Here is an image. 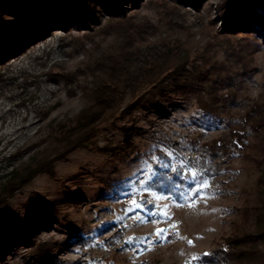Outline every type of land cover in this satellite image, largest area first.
Returning <instances> with one entry per match:
<instances>
[{
  "label": "rangeland",
  "instance_id": "1",
  "mask_svg": "<svg viewBox=\"0 0 264 264\" xmlns=\"http://www.w3.org/2000/svg\"><path fill=\"white\" fill-rule=\"evenodd\" d=\"M173 1L181 8L182 19L177 21L187 24L192 44L206 50L207 66L219 68L227 56L222 42L213 36L222 28L216 8L220 0ZM123 2L129 12L159 24L161 0ZM105 18L99 16L100 25L106 23ZM52 19L56 24L40 39L0 66V180L33 150L46 145L52 120L73 119L86 105L78 81L81 69L93 42L111 41L94 21L87 28L77 21L62 23L56 14ZM92 29L98 31L92 34ZM255 36L264 44V33L258 31ZM250 37L248 42L253 39ZM251 58L253 69L242 77V93L257 98L264 92V49L252 51ZM217 73L219 81L212 83L217 80L221 91L228 82H235L223 78L220 70ZM215 122L196 108L193 98L172 96L156 106L136 109L114 125L104 126L99 141L100 146L109 142L117 146L131 140L138 150L133 159L78 149L67 160L55 163L53 176L38 174L15 192L0 206V216L23 218L32 225L52 223L50 232L42 231L45 237L56 232L60 238L63 233L54 230L56 224L67 226L64 229L78 238L57 254L55 264H105L114 255L120 264H222L201 258L235 234L240 207L250 198L256 182L252 162L236 157L226 163L217 157L211 174L203 177L207 187L201 189L200 196L181 199L188 193L187 182L178 184L176 180L174 193H166L164 188L174 179L170 171L176 164L188 181L190 173L201 178L198 151L190 139L202 132L199 140L204 142L223 133L224 125ZM161 229L164 231L158 235Z\"/></svg>",
  "mask_w": 264,
  "mask_h": 264
},
{
  "label": "trees",
  "instance_id": "2",
  "mask_svg": "<svg viewBox=\"0 0 264 264\" xmlns=\"http://www.w3.org/2000/svg\"><path fill=\"white\" fill-rule=\"evenodd\" d=\"M123 1L0 0V66L25 51L55 25L54 14L62 23L77 21L87 28L94 21L99 32L111 36L109 42H93L81 69L82 79L78 81L88 100L86 105L73 119L52 120L46 145L33 150L26 161L12 166L1 177L0 206L38 174L53 176L55 163L67 160L78 149L133 159L138 150L129 139L117 146L110 142L100 146L102 128L114 125L136 109L156 106L172 96L193 98L202 114L225 128L208 141L200 142L202 132L190 139L198 151L199 176L211 174L217 157L226 163L236 157L246 158L257 173L254 190L240 207L241 219L235 224V234L224 238L211 252L213 255L202 256L201 260L264 264V92L257 98L242 93L245 90L242 77L253 69L249 63L252 51L264 49L255 36L258 31L264 33V0H220L216 5L222 28L213 36L222 42L227 54L219 68L207 66L206 50L192 44L187 24L177 21L182 12L175 1L161 0L163 12L158 25L146 16L129 12ZM101 14L106 16L103 25H100ZM98 30L92 29L90 33ZM180 33L186 37L182 38ZM250 36L253 39L248 42ZM198 58L202 62L198 63ZM218 70L224 73L223 78L235 81L228 82L223 91L216 85ZM214 79L217 80L212 83ZM48 112L49 108L45 109L44 117ZM160 155L165 156L162 152ZM176 167L181 169L178 164ZM170 172L174 175L173 170ZM175 184V179L168 181L164 187L166 193H174ZM52 225H32L23 218L0 216V264H55L57 254L78 237L66 231L64 227H68L62 224L54 228L63 233L60 238L55 236L56 232L43 236L42 231L50 232ZM133 237L141 239V236ZM104 263L120 264L116 255Z\"/></svg>",
  "mask_w": 264,
  "mask_h": 264
},
{
  "label": "snow or ice",
  "instance_id": "3",
  "mask_svg": "<svg viewBox=\"0 0 264 264\" xmlns=\"http://www.w3.org/2000/svg\"><path fill=\"white\" fill-rule=\"evenodd\" d=\"M169 156H171L172 154L171 153H168ZM154 160L157 161V164H159V161H158V158H153ZM165 166H168V165H165ZM149 169H152L153 168V165H149L148 166ZM173 173H174V179L177 180L178 184H183L185 182H187L189 184V190H188V193H185L183 197H181V199H189V198H193V197H196V196H200L201 195V189L203 187H207V184L205 183V181L203 180V178L201 177L200 179H197V176L195 173H190L191 175V180L188 181V178H187V175L185 174L184 170L183 169H173ZM146 175L148 173H145ZM154 174V172H153ZM199 185V186H198ZM193 189H195V191L193 192ZM133 203L135 204L136 202L133 201ZM141 203H146V201H141ZM164 230H158V235L160 233H162ZM191 243V241H190ZM213 255L212 253H208V252H205L203 254L204 257H209Z\"/></svg>",
  "mask_w": 264,
  "mask_h": 264
}]
</instances>
